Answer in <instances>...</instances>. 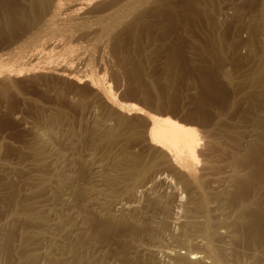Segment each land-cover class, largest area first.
I'll return each instance as SVG.
<instances>
[{
	"label": "bare ground",
	"instance_id": "obj_1",
	"mask_svg": "<svg viewBox=\"0 0 264 264\" xmlns=\"http://www.w3.org/2000/svg\"><path fill=\"white\" fill-rule=\"evenodd\" d=\"M193 9L180 0H0V19L24 29L9 48L30 50L44 40L70 45L69 28L95 39L43 54L25 71H1L8 54L0 56L3 95L22 77H55L77 89L63 101L66 108L48 111L41 104L48 113L36 114L27 141H0V264H264V17L258 16L261 48L250 45L244 110L230 100L199 133L193 122L172 121L161 104L143 101L153 115L120 105L90 71L96 49L116 90L123 81L139 83L140 66L132 52L119 58L120 45L156 48L158 29L166 27L178 46L181 20ZM61 14L73 22L67 32L53 30ZM171 50L175 60L179 48ZM55 59L71 60L74 72L56 73ZM170 62L175 68L178 58ZM176 82L169 80V91Z\"/></svg>",
	"mask_w": 264,
	"mask_h": 264
},
{
	"label": "rangeland",
	"instance_id": "obj_2",
	"mask_svg": "<svg viewBox=\"0 0 264 264\" xmlns=\"http://www.w3.org/2000/svg\"><path fill=\"white\" fill-rule=\"evenodd\" d=\"M197 1L200 3H198ZM261 1L263 0H180L182 8H187L190 6L194 8L192 17H190L189 15L188 16L184 15L181 20V25H180L181 33L179 32V39H181V37L183 38L181 39L182 41L178 45L180 47H178L177 45L172 46L174 45V43H176V40H174V38L169 36L168 30L166 27L165 28L161 27L162 30L158 29V31H160L161 33L158 31L156 32V33H160V34H157V37H156L158 38L157 43H156V48H153V46L149 47L151 46V44L149 45L142 44L140 46L139 45L136 46L134 44H131L130 41H128L126 42V44H122V46L120 45L119 49L121 50L118 49V56L120 54L119 58H122L123 56L129 57L133 54V56L130 57L132 59V62H134L136 66L138 67L140 66L142 69H144L143 71H141L140 67L139 69L136 67V69H138L140 73L139 83H137L134 78L131 79V81L129 82L123 81L119 84L120 90L119 89L116 90V87H117L115 85L116 83H114V81L111 82L112 80L109 74L110 69L108 67L107 61L104 58V55H102V58H101V55L98 54V51L96 49L94 50L95 59L90 61V66H92L90 71L91 72L95 71V73L94 74L92 73V75L93 76L97 75L95 76V78L98 80V82L100 81L103 82V84L101 82L100 83L106 88L108 93L110 92L113 99L120 105L125 106V107L133 106L138 109H142L146 113L153 115L152 112L150 111V108L145 107L143 103L146 101L150 106L154 105L155 103L161 104L164 108H166L163 110L171 114L169 117H171L172 121H176V123L179 126H182L180 122H184V121L193 122L195 124L193 125L194 129H196V131L199 133L200 131H202V128H205L207 125L211 123L215 115H217V112L220 113L223 111H227L226 109L229 107L231 101H235V100L239 101L240 103L239 105L241 106L239 107V109L244 110L245 102L242 100L244 98L243 97L244 96L243 94L245 93L244 90L246 89L245 88L246 84L244 83L245 81L244 77H246L247 75L246 73L250 71L249 66L253 65V63L251 62L252 61L251 58L253 54L251 53L253 52L252 44L255 43L253 49L256 48L257 50H259L261 48L260 46L262 45L261 44L262 37L260 36V30H258L259 29L258 27L260 24L259 22L261 19V18L259 19L258 16L264 17V14L260 12V10L261 11L263 10L264 12V9H263L264 7L262 8L263 5L261 4L262 3ZM197 5L198 7L199 6L200 7L199 8L196 7ZM201 11L202 13H200ZM183 13L186 14V12H183ZM194 13L196 16L194 15ZM67 16H68L67 14L59 15L58 18L55 20L56 22L54 21L52 24L53 30L55 28H56L55 30H57L58 28L57 31H60V32L68 31V33H71L69 34L71 37L74 36L72 37L70 41V45L69 43H66L65 46L63 45L61 46H63L64 49H66L67 47L66 50L69 51V48L73 47L75 44L76 46H79V47L81 46V44L82 45L84 44L82 47L89 46V44L94 45V43L92 42H94L93 40L95 39L93 38L91 33H84V34L77 33L76 34L72 32L73 31L71 30L72 28H69V27L72 26L71 24L73 22H71L69 16L68 17ZM89 16L90 15H88L87 17ZM187 17L190 19H188ZM3 22L4 21L2 20L0 21V48H2L3 46L0 52V56H3L5 54H8V55L4 57L3 66L0 65L2 68H4L3 70H1L2 68L0 67L1 71L9 70L7 72H10V71H13L14 69L16 70L17 68L21 69V70L17 69V71H25L26 69H28V67L30 68H32V66L34 67L35 65H32V64H37L38 63L37 61H39V58L43 56V54H48L49 56H51L53 52L56 54V53H59L58 51H61L63 49L61 46H59L62 48V49L60 48L61 50L59 49V47L57 48V46H52L50 44V40H47V39H46L47 41L44 40V42H41L40 43L41 45L39 44L38 46L37 44L34 49L32 48L33 50L31 48L30 50L29 49L18 50L17 48H19V45L18 47L14 45L15 46L14 48H12L13 47L12 45V47L9 48L10 45L13 44L12 42L17 40L19 36H21V34L24 32V29L18 30L16 27L6 25L5 22L3 24ZM5 25L9 27H6ZM3 26H5V28ZM64 26H66L69 29L66 31L67 28ZM59 27H61V29ZM6 30H7V33H6ZM9 31H11V33H9L11 35L8 34ZM255 31L256 33L257 32L259 33L255 34L254 33ZM17 33H20V35L19 34H18L19 36L16 35ZM189 35L191 38L192 37L195 38L194 39L195 42H192L190 40ZM89 36H90V39H89ZM7 37H9L11 41L8 38V41H9L8 42ZM3 38L5 40H3ZM112 39L113 38H111L110 40L112 41ZM88 40L92 42L89 43L90 41L88 42ZM128 40H131V39H128ZM7 42L9 43V45ZM3 43L4 44L7 43V44L3 45ZM109 45L110 43H108V48H109ZM141 46H145L144 47V49L146 50L145 53H143V49H141L142 48ZM131 47H133L134 49ZM177 47L179 48V50ZM52 48L54 51L52 50L50 51V49ZM150 48H153V50ZM57 49L58 51L55 52V50ZM92 49H94V47ZM131 49H133L135 54ZM171 49H174L176 51L178 50L177 53H178V56L180 57L179 58L177 56L178 62H177V67L175 68H173L174 67L173 62L171 64L170 61L172 59L173 61H175L177 60V58L174 60V57L172 54L173 52H171L172 51ZM249 50H251V52ZM23 51H25V53ZM248 52H250L251 54ZM9 56L10 57L12 56L11 59L10 58L7 59V57ZM134 56L135 57L137 56V57L135 58ZM62 61L63 60H61V62ZM93 61H94V64L92 63ZM61 62L57 63L56 59L53 60V63L51 61V64H52L51 68H53V70H55L56 73L57 72L64 73V71L66 70L65 68H67V70L65 71L67 75L72 74L74 72V70L71 68V60L65 61V63L62 62L63 65L61 64ZM100 62H102L105 66L104 65L101 66L102 63ZM168 62L173 66H171L172 68H170L171 69L170 72L168 70L169 73L167 72L168 73L167 74L165 72L166 70L165 68H167L166 65L168 64ZM136 63L140 65H137ZM60 64L62 66H59ZM58 66L61 68H59ZM251 67L252 66H250V69ZM94 68H96V70ZM174 69L177 70L176 71L177 76H176V73H174L175 71L174 72L172 71ZM99 70H100V73H99ZM226 74L229 75V77ZM170 75H174V76H170ZM44 78L45 77H36V81H38L37 83L35 81V77H22L14 81L15 82L14 87L16 89L13 87L12 89H8V91L6 90L4 95L2 94V91L0 90V136H1L0 141L2 140L1 143L19 144L21 142L22 144L24 141L28 140V136L30 137L29 135L30 132L28 131L32 129V126L33 127L35 126L36 124L35 116L39 115L40 114L39 112L41 113L43 112V114L41 115H46L48 113L47 110L49 111L50 108H51L50 110H53V108L58 109L59 107L63 109L64 107L65 108L67 107L68 105L67 102H65L66 103L65 104L63 101H65L66 97H69L70 95L75 93V92L72 93V91L75 90L76 88L70 85H67V84H63L62 81L58 80L55 77H51V79L50 77H46L45 79ZM142 78L143 80H141ZM229 78H231L232 82H230ZM49 79H50V82H49ZM56 79L58 81H56ZM172 79H177V82H176L177 84L174 85V88H175L174 90L169 91L168 88L171 89V87L168 82L169 80H172ZM134 83L135 84L137 83L136 85L138 84L143 85L147 91L145 90L144 93L143 92L140 93V91L136 92L134 90L136 88V85ZM107 85H108V88H107ZM147 85L149 87H147ZM153 85H154V88L152 87ZM155 89L157 90V92L155 91ZM61 90L63 92H61ZM154 92H156L157 96L161 95L163 98L157 100L156 99L157 97H155ZM59 94H62L63 96L60 97ZM137 95L138 97L139 96L141 97L137 98ZM235 96H236V99H234ZM57 99L59 102H57ZM129 99H132L133 101L132 102L128 101ZM137 99H140V100H137ZM240 101L241 102L243 101V102L241 103ZM38 103L40 105L41 104L44 105V107L47 110L42 105L40 106ZM53 104L55 106H53ZM47 105L49 106V108ZM35 106L37 108H35ZM33 111H35L36 113Z\"/></svg>",
	"mask_w": 264,
	"mask_h": 264
}]
</instances>
